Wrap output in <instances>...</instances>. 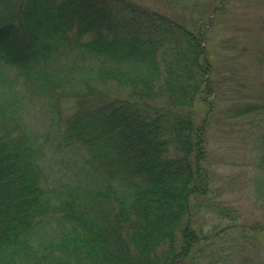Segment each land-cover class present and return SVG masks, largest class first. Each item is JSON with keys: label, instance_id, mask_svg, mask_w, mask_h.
I'll return each mask as SVG.
<instances>
[{"label": "trees", "instance_id": "obj_1", "mask_svg": "<svg viewBox=\"0 0 264 264\" xmlns=\"http://www.w3.org/2000/svg\"><path fill=\"white\" fill-rule=\"evenodd\" d=\"M134 3L0 0V63L16 72L0 67V88L13 111L76 74L114 92L93 113L110 154L94 150L104 165L69 192L39 183L34 136L0 135V264L200 263L191 198L209 189L207 115H195L215 96L207 33Z\"/></svg>", "mask_w": 264, "mask_h": 264}, {"label": "rangeland", "instance_id": "obj_2", "mask_svg": "<svg viewBox=\"0 0 264 264\" xmlns=\"http://www.w3.org/2000/svg\"><path fill=\"white\" fill-rule=\"evenodd\" d=\"M130 1L189 27L203 25L207 33L215 96L209 113L204 101L195 102L197 121L207 115L202 163L209 172L208 191L191 198L193 226L201 236L198 260L264 264V0ZM0 67L16 74L6 64ZM75 78L63 80L51 95L26 93L14 111L0 88V135L19 142L25 131L43 145L44 152L36 154L39 183L46 189L83 186L85 170L104 165L92 152L102 150V159V152L110 154L101 147L103 124L93 113L107 98L104 93L114 92L96 80ZM75 123L90 134L78 136L74 128L67 134Z\"/></svg>", "mask_w": 264, "mask_h": 264}]
</instances>
